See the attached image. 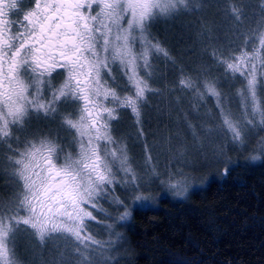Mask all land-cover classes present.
I'll return each instance as SVG.
<instances>
[{"label": "snow or ice", "instance_id": "1", "mask_svg": "<svg viewBox=\"0 0 264 264\" xmlns=\"http://www.w3.org/2000/svg\"><path fill=\"white\" fill-rule=\"evenodd\" d=\"M209 5L219 7L220 0H0V167L6 165L19 186L7 203L0 200V264H18L15 236L21 230H31L41 244L53 236L75 241L86 264L90 244L103 247L87 234L88 222L96 220L88 206L113 219L98 205L117 184L133 206L150 203L141 191L148 182L130 165L126 148L113 139L111 123L122 109L140 122L146 94L159 91L149 83L153 57L175 64L150 38V23ZM226 12L233 21L230 30L245 37L243 47L227 57L219 49L212 54L225 76L235 80L238 75L243 81L235 94L243 121L232 117L218 81H205L201 91L191 76L182 74L179 86L197 99L214 98L231 143L243 149L252 133L264 129V99L258 91L264 88V23L242 32L249 19L243 6L229 0ZM260 19L264 21V11ZM201 35L213 39L210 28ZM114 72L126 78L125 89ZM34 119H59L60 127L72 133L74 151L65 152L51 130H32ZM257 149L264 153V139ZM260 159L250 157L251 162ZM152 175L159 176L154 167ZM161 183L177 197L188 192L171 175ZM110 203L118 212L113 223L104 225L115 236L107 242L112 245L121 239L113 232L115 223L126 222L131 211L117 196Z\"/></svg>", "mask_w": 264, "mask_h": 264}, {"label": "rangeland", "instance_id": "2", "mask_svg": "<svg viewBox=\"0 0 264 264\" xmlns=\"http://www.w3.org/2000/svg\"><path fill=\"white\" fill-rule=\"evenodd\" d=\"M231 2L237 6L242 5L246 16L249 18L244 21L242 32L250 31L258 23H264L260 19L261 13L264 11L261 0H231ZM228 7L229 0H220L219 7L209 5L200 12H182L172 17L157 18L149 25L150 38L153 42H158L164 47L172 59L176 61L177 58L173 52L174 47L172 46V48L167 44V48L163 44L164 39L161 41L156 32H159L161 28L165 34L169 31L170 37L173 34H190L194 42L199 45V34L209 28L212 29L213 35L217 30L231 31L233 21L226 12ZM226 47L228 45H225L224 48L227 52L229 48ZM169 63L171 62L165 61L163 57L152 58L153 76L149 83L151 87L159 91L146 94V98L140 106V122L137 123L130 110L122 109L119 112L118 119L111 123L113 139L126 148L130 165L139 176L143 177L144 181L148 182L146 186L141 188L142 193L150 201V203H146L148 205L156 204L161 195L175 196L173 191L167 188V183L162 184L161 180L167 182L171 175L174 181L186 184L189 191V185L193 181H191L192 174L198 167H202L207 163L213 165L216 160L222 162L223 158L226 157L225 155L230 151V148L228 149V145L231 143L230 136L223 126L220 110L216 107L214 98L205 96L204 99L200 100L196 98L194 92L187 91L188 93H185L180 87L175 89L163 88L164 85L162 84L166 77L165 71ZM216 66L221 75L212 77L208 68L199 73L194 80L202 90L205 81H218L219 89L227 96L226 106L232 117L243 121L244 117L239 98L235 95L237 89L243 87V81L238 75L235 80L230 76H225L224 67L221 64H216ZM113 74L117 76L120 89H125L126 78L119 72ZM60 79V77H57V82ZM109 83H111V80H109ZM258 91L261 99H264V88ZM122 94L126 93L122 92ZM198 102L204 105V109H199ZM67 111H72V109L69 108ZM36 129L51 130L54 135L58 136L65 152L74 151L75 145L72 143V133L60 127L59 119L55 121H37L34 119L32 130ZM261 130L258 128L252 133L249 140H253V136L256 138ZM257 140L260 141V139ZM246 146L242 150L246 149ZM149 157H151L150 161ZM153 167L159 173L158 177L152 175ZM113 170L117 179H120L122 174L115 167ZM16 184L17 182L9 174L6 165L0 167V200L7 203L11 198L8 197V190L11 191L12 186H16ZM112 187L114 192H109L108 197L100 199L98 205L102 207L103 202L101 201L103 199L108 200L105 202L104 208L107 209L106 211L116 212L113 219L104 221V225L113 223L115 216L118 215L115 206L110 203L112 196H118L121 191L123 193L120 192V194H125L132 202L131 196L120 185L117 184ZM120 199L125 201L122 198ZM125 204L129 209L133 205V203L127 201H125ZM88 208L93 211V215L96 216L97 220L99 214L91 206H88ZM120 211H123V208ZM129 219H131V215ZM127 227L125 222L123 228H121L120 223H115L113 232L123 236ZM102 230L107 231L104 237V239H107L110 236L109 231L106 228ZM87 234L100 241L101 244L108 242V240L96 239L97 236H94L88 230ZM111 240L114 241L115 237H112ZM117 244L118 242L107 246L102 244L103 247L90 244L86 251L88 257L86 264H106V261L110 264L109 261L113 257V253L117 251ZM78 247L80 246L75 241L61 236H53L41 244L31 233V230H21L15 236V257L18 264H82V258L76 251ZM22 248H30L29 251L33 257L28 260ZM81 251H83L82 248ZM45 255L50 258L48 259Z\"/></svg>", "mask_w": 264, "mask_h": 264}, {"label": "trees", "instance_id": "3", "mask_svg": "<svg viewBox=\"0 0 264 264\" xmlns=\"http://www.w3.org/2000/svg\"><path fill=\"white\" fill-rule=\"evenodd\" d=\"M156 33L167 48L174 47L177 58L165 71L162 85L166 89L180 87L182 74L194 79L209 68L212 77L221 75L213 49H219L225 57L238 54L245 39L233 31L217 30L211 40L200 33L198 45L190 34L170 37V32L165 34L161 28ZM198 106L204 109L201 102ZM252 139L244 150L230 143L222 162L216 160L213 165L207 163L194 170L185 197L161 195L156 204L132 205L131 219L125 222L128 227L120 235L110 264H264V153L257 149V139H264V130ZM253 155L261 159L251 162ZM17 190V184L12 186L8 197ZM120 192L117 197L132 203ZM106 201H101L102 208ZM109 213L112 217L116 214ZM101 215L88 223L87 230L96 239L109 242L115 236L104 239L106 218ZM22 250L28 260L33 257L30 248Z\"/></svg>", "mask_w": 264, "mask_h": 264}]
</instances>
